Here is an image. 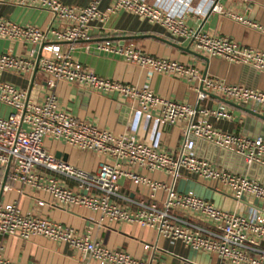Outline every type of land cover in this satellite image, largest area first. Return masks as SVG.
<instances>
[{"label":"built area","instance_id":"2783aa9c","mask_svg":"<svg viewBox=\"0 0 264 264\" xmlns=\"http://www.w3.org/2000/svg\"><path fill=\"white\" fill-rule=\"evenodd\" d=\"M15 4L47 10L52 18L63 23L62 28L40 29L31 24H17L0 19V38L31 45L28 56L0 53V72L30 73L34 66L35 46L43 44L36 70L43 73L44 85L52 88L56 81L83 86L102 94H118L131 99L134 113L156 127L183 123L182 138L176 152L163 149L133 135H115L95 124L78 119L60 110L53 93L40 100L27 97L25 88H17L0 80V102L13 110L0 117V172L7 168V180L17 182L49 195L57 206L80 207L96 214L97 221L135 223L153 229L168 240H178L195 250L206 251L220 259V264H264V183L246 175L220 168L194 153V139L206 141L218 148L240 156L246 164L264 167V141L233 132L214 129L203 122L204 116L230 119L222 106L215 109L196 107L156 95L147 85L133 86L92 72L62 48V43L86 39L88 25L101 21L98 4L89 0L81 7L66 5L59 0H10ZM183 14H175L141 0H107L104 14L125 11L149 23L158 24L171 37L191 39L195 52L220 57L248 65L264 72V51L241 47L224 35L192 29L185 23L186 14L203 16V9L189 7L183 0ZM207 14L226 15L247 27L256 28L254 21L243 15L225 13L218 0H206ZM96 51L119 56L149 72L175 75L193 80L202 88L196 100L207 93L220 95L239 103H254L264 114V92L239 84H226L212 78L200 77L191 65L163 57H154L129 42L119 44L107 39L94 46ZM87 49V48H86ZM44 137L90 150L104 157L94 172L85 171L55 157L42 146ZM133 168L159 171L167 183L154 181ZM193 175L226 191L236 204L255 202L248 214L225 210L191 190L179 191L177 180ZM148 188V199H135L119 192V179ZM66 181H70L67 184ZM9 186L4 185L3 188ZM163 197L157 202L156 191ZM42 205V201H37ZM193 215L194 218H188ZM41 236L64 243L81 254L79 264H157L153 256L137 259L122 249L108 248L88 235L77 234L70 227L21 212L17 203L0 204V236L27 239ZM0 264H21L0 253Z\"/></svg>","mask_w":264,"mask_h":264},{"label":"crops","instance_id":"0c3cea01","mask_svg":"<svg viewBox=\"0 0 264 264\" xmlns=\"http://www.w3.org/2000/svg\"><path fill=\"white\" fill-rule=\"evenodd\" d=\"M74 7H81L89 0H59ZM183 14L185 7L172 0H141ZM189 7L203 9V16L194 14L184 16L185 23L192 29H200L210 34L228 37L241 47L264 51V0H218L225 13L245 14L254 21L256 28L247 27L226 15L207 14L206 0H183ZM107 0H100L98 10L103 15L101 21H92L86 31V39L77 40L62 48L75 60L87 66L97 75L108 77L133 86L147 85L156 95L180 103L196 104V107L215 109L220 104L231 115L230 119H215L211 115L202 117V121L214 129L233 132L248 137H260L264 141V121L241 109L263 114L254 103H239L228 100L214 93H207L202 100H196L199 84L193 80L149 72L135 64L123 61L119 56L96 51L97 42L107 39L119 44L133 43L146 54L163 57L183 64L191 65L200 77H212L226 84H239L253 90L264 92V72L254 70L248 65L233 63L220 57H211L193 50L191 39L171 37L161 26L149 23L125 11H116L105 15L103 12ZM0 19L17 24H31L40 29L47 27L62 28L63 23L52 18L45 10L28 5L15 4L10 0H0ZM31 45L19 41L0 38V53L9 52L16 56H28ZM87 48V49H86ZM33 70V69H32ZM46 76L36 70L26 74L10 71L0 72V80L11 83L17 88H25L27 97L37 101L46 93H53L60 110L66 111L78 119L89 121L100 129L112 134L133 135L148 143L176 152L180 144L183 123L156 127L134 113L135 103L118 94H102L80 85L56 81L52 88L44 85ZM219 97L234 103L224 102ZM13 110L0 102V117H6ZM264 115V114H263ZM42 146L51 154L58 155L70 165L88 172H94L104 157L90 150L73 148L62 141L48 137L42 139ZM194 153L207 159L212 164L225 170L255 178L264 183V167L257 164H246L244 160L229 151L218 148L206 141L194 139ZM147 178L167 183L168 177L159 171H146L133 168ZM4 171L0 172V184ZM7 175V174H6ZM70 184V181H66ZM119 192L135 199H148V188L135 185L128 179H119ZM0 188V204L15 201L21 212L70 227L77 234L88 235L108 248L122 249L137 259L153 256L157 264H220V259L206 251L192 249L182 242L171 241L147 227L135 223L103 220L98 222L96 214L80 207L64 208L53 203L51 197L42 191H36L17 182H9L7 176ZM179 191L191 190L195 194L212 201L225 210H234L248 214L255 202L244 201L236 204L231 196L222 189H217L211 182L193 175L183 174L176 182ZM163 192L155 193L159 202ZM42 201L38 205L37 201ZM194 218L193 215H187ZM0 253L5 258L21 264H79L81 254L70 249L64 243L52 241L41 236H30L18 239L11 236H0ZM89 264H97L88 260Z\"/></svg>","mask_w":264,"mask_h":264},{"label":"water","instance_id":"95a60500","mask_svg":"<svg viewBox=\"0 0 264 264\" xmlns=\"http://www.w3.org/2000/svg\"><path fill=\"white\" fill-rule=\"evenodd\" d=\"M42 45L43 44H39V45L35 46V54L33 55V58H34V66H33V70H32L33 74L36 72V64H37V60H38L40 49H41ZM199 89L202 90L201 86H199ZM219 99L224 101V102L231 103V102L225 100L224 98L219 97ZM231 104L236 105L234 103H231ZM240 108L245 110V111H247V112H249V113H251L252 115H255L256 117H258L259 119L264 121V115L263 114H258L255 111L246 109L245 107H240ZM55 157H58V155H55ZM6 174H7V168H5V170H4L3 180H2V182L0 184V188H3V186H4V181H5V178H6Z\"/></svg>","mask_w":264,"mask_h":264}]
</instances>
